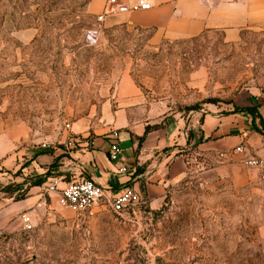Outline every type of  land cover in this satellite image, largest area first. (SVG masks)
Segmentation results:
<instances>
[{
  "label": "rangeland",
  "instance_id": "rangeland-1",
  "mask_svg": "<svg viewBox=\"0 0 264 264\" xmlns=\"http://www.w3.org/2000/svg\"><path fill=\"white\" fill-rule=\"evenodd\" d=\"M88 4L0 0V143L59 147L67 124L97 120L128 83L154 121L181 131L196 113L264 104V20L237 36L159 40L122 15L99 19ZM0 172L9 191L11 170ZM60 207L38 208L32 228L0 229V264H264V183L254 172L209 184L195 171L159 210Z\"/></svg>",
  "mask_w": 264,
  "mask_h": 264
},
{
  "label": "crops",
  "instance_id": "crops-1",
  "mask_svg": "<svg viewBox=\"0 0 264 264\" xmlns=\"http://www.w3.org/2000/svg\"><path fill=\"white\" fill-rule=\"evenodd\" d=\"M149 1L148 10L118 15L152 30L159 40L192 38L212 30L237 36L248 23L264 20V0ZM105 4L106 0H89L88 7L99 14ZM116 101L120 103L115 107L106 103L97 120L70 123L66 140L59 147L20 149L15 142L1 141L0 170H11V182L17 183L9 191L0 189L1 230L24 228L21 213L33 217L38 208L46 212L60 207L59 194L51 187L64 188L73 179H91L108 194L125 186L134 188L141 202L115 211L123 214L143 205L159 210L166 197L195 171H201L202 179L209 184L241 181L253 172L261 176L260 168L245 164L250 158L264 159V104L260 101L230 113H196L184 131L154 121L153 112L140 103V93L130 83L124 89L120 87ZM249 106H254V116ZM114 131L122 148L115 159L111 155ZM187 131L196 132L197 138ZM238 145L244 146L243 152L235 151ZM195 153L201 157L196 159ZM121 167L125 170L120 171ZM4 175L0 172V180H6ZM19 192L24 196L16 198ZM31 222L32 228L34 220Z\"/></svg>",
  "mask_w": 264,
  "mask_h": 264
},
{
  "label": "built area",
  "instance_id": "built-area-1",
  "mask_svg": "<svg viewBox=\"0 0 264 264\" xmlns=\"http://www.w3.org/2000/svg\"><path fill=\"white\" fill-rule=\"evenodd\" d=\"M150 7L151 2L149 0H134L130 3L124 0H106L104 10L99 15V19L103 20L104 17L112 14L148 10ZM69 127L70 124H67L66 128L68 129ZM112 138L111 155L115 159L121 155L122 148L119 142V134L116 131L113 132ZM235 151L243 152L244 146L238 145ZM245 164L260 168L261 178L264 183V159L250 158L245 160ZM124 170V167L120 168V171ZM51 189L59 194L58 203L60 206L70 209L78 215H88L93 208L103 202L108 203L116 212H121L124 208L141 202L139 194L130 186H125L108 194L106 188L88 178L73 179L64 188L52 186ZM21 218L25 227L31 228V215L24 213Z\"/></svg>",
  "mask_w": 264,
  "mask_h": 264
}]
</instances>
